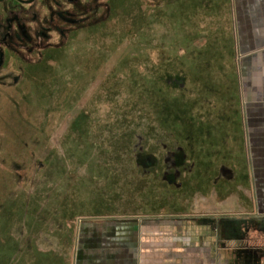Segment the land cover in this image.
<instances>
[{"label": "rangeland", "instance_id": "374dc122", "mask_svg": "<svg viewBox=\"0 0 264 264\" xmlns=\"http://www.w3.org/2000/svg\"><path fill=\"white\" fill-rule=\"evenodd\" d=\"M143 2L142 6L139 5L143 8L142 11H136L132 16H127L123 7L118 6L122 15L116 16L117 31L111 33L109 40L111 45H116L109 67L117 79L122 77V80L115 81L121 97L131 94L132 99L144 101L142 108L148 111L153 109L154 116L161 118L171 132L175 131L178 138L184 140L182 145L189 143L185 140L186 136L191 137V150L197 154V165H203L200 161L205 162L203 155L207 154L209 166L225 163L234 171V178L237 175L238 182L249 187L239 118L236 68L232 62L235 51L234 24L230 16L232 0H163V6L162 0ZM129 26V32L121 30ZM128 53L132 58L130 66L126 61ZM178 68L181 73L178 79L181 80L175 84L167 85L164 78L159 79L149 73L158 70L162 76H168L167 73L177 74L175 71ZM129 72L132 77L125 80ZM56 73L57 71L51 70L42 72V80L47 86L56 82L52 80V75ZM71 73L72 70L69 69L68 74ZM58 84V91L61 92L64 83L58 81ZM71 89L69 85L68 95ZM42 100L33 97L32 105L36 101L38 108L27 105L20 115L6 112L0 119V138L4 142L3 152L1 150L0 153L6 158L4 164L0 165V249L7 253L0 256V264H124V258L115 256L112 250L136 251L142 238L143 243L148 245V250L152 251L155 246L152 238L162 233L163 227L165 232L172 227L170 232L175 235L179 232L182 239L188 236L193 224L186 219L184 223H177V216L180 215L175 214L180 210L190 214L189 207L181 206L182 198L180 201L175 193L149 190L134 194L131 212L124 210V189L112 185L108 171L103 172L104 165L100 166L102 172L98 182L99 177L93 175V167L88 164L89 156H80L86 164L80 177L82 182L78 181L80 184L75 183L78 165L74 159L70 162L74 166L71 177L69 176L70 184L74 181V187L63 188L64 177L59 170V175L53 176L51 173L47 177L48 171L44 168L40 170L41 164L61 168L55 164L61 152L55 151L57 145L52 144V140L58 138L62 125L56 120L57 114L52 110L48 113V121L40 122L43 107L39 106L44 104ZM60 100L59 95L50 104L55 105ZM21 103L22 106L27 104ZM72 111H69L71 133L64 137L68 139L65 144L62 143L57 148L67 152L68 159L81 155L76 140L77 133L72 129L78 113ZM24 114L27 117L31 115L30 119L35 118V123L20 117ZM185 119L187 123L181 122ZM32 138H37L38 141L25 145ZM45 138H51V142L44 144ZM89 147L91 146L86 151L88 154L93 151L94 146L92 145L91 150ZM102 149L104 152H111L107 144H102ZM32 150L35 155L32 154L29 160ZM13 164H19L20 177L16 168L13 170ZM211 168L204 175L198 171L194 177L197 183L194 184L201 189L211 186V179L215 176ZM94 179H97L96 182ZM223 183L219 187L227 188L230 184ZM234 183L236 185V181ZM35 185L38 188L31 191ZM190 185L192 184H187V187L190 188ZM67 192L68 198L64 197ZM227 192L224 194H229L230 209L243 205L244 202L238 204L235 193L231 195V191ZM252 195L249 190L247 194H243L249 212L252 211ZM243 208L245 206L240 210ZM220 209L219 207L218 210ZM121 213L122 218H113L119 217ZM68 216L85 217L81 218L83 225L79 228L75 225V230L79 229V238L74 261L71 251L65 256V252L58 249L64 244L63 240L69 238L68 233L72 227ZM151 217H167L170 218V223L166 222L168 224L159 227L154 219H148ZM256 222L259 223L257 220ZM222 228L223 238L241 236L236 227L225 220H222ZM203 230L212 235L210 228ZM70 232L73 233L74 228ZM261 236L264 237L262 234L259 237L262 238ZM254 237L258 238L256 234ZM68 242H71L70 238ZM159 243L162 246V240ZM180 243L182 249L188 248L186 241L182 240ZM103 248L111 249L110 256L109 253H106V257L98 256Z\"/></svg>", "mask_w": 264, "mask_h": 264}, {"label": "flooded vegetation", "instance_id": "af4514ba", "mask_svg": "<svg viewBox=\"0 0 264 264\" xmlns=\"http://www.w3.org/2000/svg\"><path fill=\"white\" fill-rule=\"evenodd\" d=\"M143 1L145 0H0V119L6 112L20 115L27 105L38 108L36 101L35 105H32L33 97L44 100V104L39 106L43 107L40 122L48 121V113L51 110L57 114L56 120H59L62 126L60 135L52 140V144L57 145L53 147L55 151L61 152L55 163L61 168L51 165L49 166L51 169L41 164L40 170L44 168L48 171L47 177L51 173L53 176L59 175L60 171L64 177L62 178L64 189L74 187V181L70 184L69 180L74 166L70 164L72 159L78 165V169L76 168L78 178L75 183L79 180L81 183L80 177L86 164L80 156H89L88 164L93 167L91 170L93 175L99 177L98 182L102 172L100 166L104 165L103 172L108 171L112 185L124 189V200L121 202L124 210L131 212L134 194L156 190L175 193L180 201L182 198L181 202L177 201L181 206L185 205L190 209V214H186L184 210L175 213L180 215L177 218L182 222L193 217L203 220L212 214L225 218L227 214L224 208L230 202L229 194L215 196L212 200V193L209 191L213 186L230 182V173L234 176V171L223 162L209 166L207 154L203 155L205 162L200 161L203 165H197L195 158L197 154L191 150V137L186 136L185 140L189 143L182 145L184 140H180L175 131L171 132L162 123L161 118L154 116L153 109L148 111L142 108L144 101L132 99L131 94L124 95L123 98L117 90L115 81L122 80V77L117 79L109 67L113 61L112 51L116 49L114 40H112L114 45H111L109 40L111 33L117 31L116 16L122 15L121 9L117 8L123 7L127 16H132L134 12L142 11L143 8L139 5L142 6ZM130 26L121 30L129 32ZM131 59L128 53L126 58L128 66L131 65ZM69 69L72 70L71 75L68 74ZM44 70L57 71L56 75H52V80L56 82L47 86L42 80ZM179 72L178 68L175 71L177 74L169 75L165 72L168 76H162L158 70L149 73L159 79L164 78L169 85L181 80L178 79L181 75ZM130 77L132 74L129 72L125 80L131 79ZM58 81L64 83L61 92L58 91ZM69 85L72 89L68 95ZM59 95L61 100L51 105L53 98ZM21 102L27 104L22 106ZM69 111L78 113L75 118L77 122L73 121L72 129L77 133L76 140L81 152L77 158L71 159H68V153L63 152L62 148L60 151L57 149L58 145L65 144L68 139L64 137L71 133ZM26 115L20 117L31 118V115L29 118ZM34 119L29 121L35 123ZM181 122L187 123L186 119ZM37 141V138H32L25 142V145L30 142L35 144ZM49 142L51 138H45L44 144ZM102 144L109 145L111 152H104ZM92 145L93 151L88 154L87 147ZM3 149V138H0V151L3 152ZM0 154L2 165L6 158ZM32 154L35 155V151L32 150L29 160ZM14 168L20 177L19 164H13V170ZM209 168L215 173L211 179L212 184L201 189L194 184L197 183L194 177L198 171L201 175L206 174ZM96 180L94 179V182ZM232 182L234 183L233 180ZM187 184L192 185L189 188ZM37 188L35 185L31 191ZM238 192L233 191L237 199L240 198ZM64 197L68 198V192ZM189 199L192 201L189 202ZM70 208L72 210L71 203ZM241 208L242 206L235 207L231 215L240 216ZM66 210L68 212V209ZM122 214L119 217L114 215L113 218H122ZM68 218L72 227L70 231L74 228L73 233L70 231L68 233L72 246L68 238L63 240L64 244L58 249L65 252V256L71 251L74 261L79 238V229L75 230V225L79 228L85 217ZM27 241L29 242L30 238ZM27 246L29 247L28 243ZM5 254L7 253L1 248L0 256Z\"/></svg>", "mask_w": 264, "mask_h": 264}, {"label": "crops", "instance_id": "0c3cea01", "mask_svg": "<svg viewBox=\"0 0 264 264\" xmlns=\"http://www.w3.org/2000/svg\"><path fill=\"white\" fill-rule=\"evenodd\" d=\"M231 5L230 16L235 33L232 62L236 68L239 118L249 187L238 182L237 175L234 178L230 173L231 180L227 188L213 186L210 192L214 200L213 197L227 191H231V195L234 190L239 191L241 199H238V203L244 202L242 207L245 208L240 210L241 215L237 217L231 215L234 210L230 209L229 204L225 207V218L217 215L203 220L193 217L190 220L193 228L189 229L188 236L183 239L179 232L178 236L170 232L172 227L167 232L163 227V232L152 238L155 245L152 251L148 250V245L143 243L142 238L136 251L112 250L115 256L124 258V264H264V237H259L264 235V0H232ZM233 179L237 190L235 183H232ZM247 190L253 194L251 212L246 207L247 200L243 199ZM148 219H154L159 227L168 224L166 222L170 220L167 217ZM222 220L234 225L240 238H223ZM181 222L180 219L177 220V223ZM203 228H210L212 235ZM161 240L163 244L159 246ZM182 240L188 244L185 250L180 243ZM100 251L102 253L98 254L99 257H106V253L110 256L111 249L103 248Z\"/></svg>", "mask_w": 264, "mask_h": 264}]
</instances>
